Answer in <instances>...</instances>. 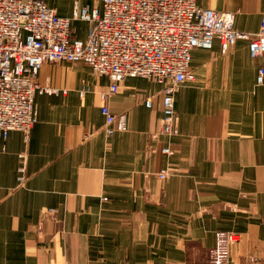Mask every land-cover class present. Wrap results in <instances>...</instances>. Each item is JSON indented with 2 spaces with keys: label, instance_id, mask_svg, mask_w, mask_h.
<instances>
[{
  "label": "crops",
  "instance_id": "crops-1",
  "mask_svg": "<svg viewBox=\"0 0 264 264\" xmlns=\"http://www.w3.org/2000/svg\"><path fill=\"white\" fill-rule=\"evenodd\" d=\"M42 1L63 17L79 1L100 6ZM197 4L235 13V29L248 35L264 17V0ZM87 33L73 21L75 39ZM249 45L224 53L216 40L193 51L194 80L174 96V137L159 133L163 86L154 80L128 78L103 100L111 81L88 65L45 66L39 83L58 93L38 94L29 138L12 132L0 151V264H210L222 231L241 236L230 264H264V88ZM104 105L127 116L128 131L105 133ZM46 208L55 219L43 221Z\"/></svg>",
  "mask_w": 264,
  "mask_h": 264
},
{
  "label": "built area",
  "instance_id": "built-area-1",
  "mask_svg": "<svg viewBox=\"0 0 264 264\" xmlns=\"http://www.w3.org/2000/svg\"><path fill=\"white\" fill-rule=\"evenodd\" d=\"M76 20L89 25L85 40L73 37ZM242 39L250 41L251 57L262 60L257 83L264 88V21L260 32L249 37L236 31L232 12L202 8L197 0H100L91 11L76 6L72 17L42 0H0V151L12 132L29 138L38 123L36 96L58 93L39 84L46 64L84 63L95 75L108 77L111 85L101 94L103 100L128 78L154 80L163 86L162 126L173 136L179 133L175 89L194 80L193 51L212 48L218 40L225 52ZM91 92L84 87L80 95ZM147 105H153L152 99ZM102 114L108 136L128 131L125 114L113 113L108 105ZM24 173L21 168V184ZM240 241L237 233L219 232L210 264H230L231 249Z\"/></svg>",
  "mask_w": 264,
  "mask_h": 264
},
{
  "label": "rangeland",
  "instance_id": "rangeland-1",
  "mask_svg": "<svg viewBox=\"0 0 264 264\" xmlns=\"http://www.w3.org/2000/svg\"><path fill=\"white\" fill-rule=\"evenodd\" d=\"M57 1H66V0H57ZM74 1H79V0H74ZM100 5V0H99V2H97V6H99ZM198 5V4H197ZM76 6H80L81 7V4H80V1H79V3H76V5H75V7ZM230 12V11H229ZM233 13V12H232ZM234 14V16H235V19H236V14L235 13H233ZM263 21H264V17H263V20H262V23H263ZM88 24V23H87ZM261 26H262V24H261ZM88 27H89V25H88ZM260 29H261V27H260ZM236 31H238V30H236ZM239 32V31H238ZM260 32V30L258 31V33ZM240 33H243V32H240ZM258 33H256V34H254V35H248V34H245V33H243V34H245V35H247V36H249V37H253V36H255V35H257ZM250 42V41H249ZM230 48V47H229ZM229 48L227 49V50H225V52L223 51V49H222V51L224 52V53H226L228 50H229ZM53 64H59V65H62V64H68V65H82V64H84V63H53ZM47 65H50V64H46L45 66H47ZM86 65V64H85ZM44 66V67H45ZM44 69V68H43ZM42 69V70H43ZM40 84V83H39ZM162 86V85H161ZM44 88H46V87H44ZM49 89H51V88H49ZM178 89V87H176V89H175V92H176V90ZM51 90H54V89H51ZM55 91H58V90H55ZM174 100H175V97H174ZM162 103H163V100H162ZM163 106V105H162ZM175 112H176V109H175ZM176 115H177V113H176ZM178 116V115H177ZM163 118V117H162ZM179 118V117H178ZM178 129H179V127H178ZM159 133H160V135H162V136H166V137H174V136H178L179 135V133L178 134H176V135H173V136H169L167 133H165V131H164V126H162V120H161V128H160V130H159ZM165 148L166 149H170L171 150V152H173V154H174V150L172 149V148H170V147H163L162 149H161V152L163 153V154H165L163 151L165 150ZM172 154V155H173ZM165 155H167V154H165ZM167 156H171V155H167ZM167 173V176L166 177H164V178H162L161 177V175L163 174V173ZM170 175H171V172H170V169H165V170H160V172H159V174H158V178L159 179H161V180H165V179H167L168 177H170ZM56 214H57V210H55V209H53V208H46L45 209V211H44V213H43V221H48L49 219H55V216H56ZM223 232V231H222Z\"/></svg>",
  "mask_w": 264,
  "mask_h": 264
}]
</instances>
